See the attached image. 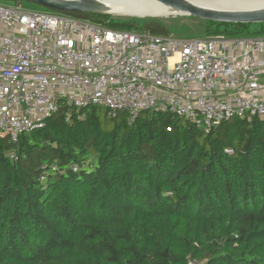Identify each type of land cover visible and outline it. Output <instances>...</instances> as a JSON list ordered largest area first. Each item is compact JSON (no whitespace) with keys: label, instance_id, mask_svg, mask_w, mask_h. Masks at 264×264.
<instances>
[{"label":"trees","instance_id":"16d2710c","mask_svg":"<svg viewBox=\"0 0 264 264\" xmlns=\"http://www.w3.org/2000/svg\"><path fill=\"white\" fill-rule=\"evenodd\" d=\"M65 14L171 34L159 19ZM187 18L264 36V23ZM58 105L44 128L0 136V264H264V119L206 132L168 112Z\"/></svg>","mask_w":264,"mask_h":264},{"label":"built area","instance_id":"2783aa9c","mask_svg":"<svg viewBox=\"0 0 264 264\" xmlns=\"http://www.w3.org/2000/svg\"><path fill=\"white\" fill-rule=\"evenodd\" d=\"M60 100L132 119L168 112L206 132L264 119V36L131 33L0 4V136L44 128Z\"/></svg>","mask_w":264,"mask_h":264},{"label":"water","instance_id":"95a60500","mask_svg":"<svg viewBox=\"0 0 264 264\" xmlns=\"http://www.w3.org/2000/svg\"><path fill=\"white\" fill-rule=\"evenodd\" d=\"M40 4L50 9L67 13L111 14V11L99 0H21ZM172 15H181L200 20L233 24H262L264 23V8L223 11L209 9L194 3L195 0H153Z\"/></svg>","mask_w":264,"mask_h":264},{"label":"bare ground","instance_id":"6f19581e","mask_svg":"<svg viewBox=\"0 0 264 264\" xmlns=\"http://www.w3.org/2000/svg\"><path fill=\"white\" fill-rule=\"evenodd\" d=\"M116 16L146 19L162 18L172 15V11L166 9L160 3L153 0H99ZM194 3L223 11H242L264 8V0H195ZM168 11L169 14L163 13ZM163 14V15H161ZM157 15V16H156ZM147 16V17H146Z\"/></svg>","mask_w":264,"mask_h":264},{"label":"rangeland","instance_id":"374dc122","mask_svg":"<svg viewBox=\"0 0 264 264\" xmlns=\"http://www.w3.org/2000/svg\"><path fill=\"white\" fill-rule=\"evenodd\" d=\"M21 1V0H19ZM0 4L3 6H14L17 5V0H0ZM23 8L31 11H36V12H45L49 14H54V15H67L65 12H60L56 11L53 9H50L48 7L42 6L40 4H35L32 2H27V1H21L19 3ZM164 15L169 14L168 11H165L163 13ZM161 14V15H163ZM110 19L107 21H118V20H131V21H141V20H146V19H152L151 17L146 18V19H140V18H129L128 16L125 17H120L116 16L114 14H109ZM157 16V15H156ZM147 17V16H146ZM156 19V18H153ZM163 24L169 29V32L171 34H175L180 37H186V38H192V37H208L210 34L207 32L208 27L204 21H197V20H191L187 18L186 16H181V15H170L168 17H162V18H157ZM120 30V29H116ZM143 29L141 28H132V29H122L120 31H126V32H131V33H139L142 32ZM145 31V30H144ZM239 37H246V36H239ZM130 120L132 121L133 119L130 117Z\"/></svg>","mask_w":264,"mask_h":264}]
</instances>
